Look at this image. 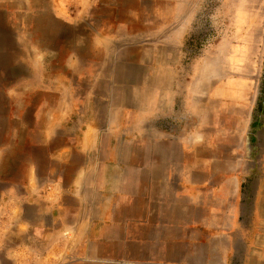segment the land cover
Masks as SVG:
<instances>
[{
  "label": "crops",
  "instance_id": "obj_1",
  "mask_svg": "<svg viewBox=\"0 0 264 264\" xmlns=\"http://www.w3.org/2000/svg\"><path fill=\"white\" fill-rule=\"evenodd\" d=\"M100 1L0 0V178L19 169L0 190V244L23 237L14 264H264L260 69L195 84L186 128L109 133L122 108L91 112L75 82L86 51L114 43L92 24Z\"/></svg>",
  "mask_w": 264,
  "mask_h": 264
},
{
  "label": "rangeland",
  "instance_id": "obj_2",
  "mask_svg": "<svg viewBox=\"0 0 264 264\" xmlns=\"http://www.w3.org/2000/svg\"><path fill=\"white\" fill-rule=\"evenodd\" d=\"M91 21L113 34L114 43L107 54L86 51L91 73L75 81L76 89L88 110L101 107L102 118L116 114L117 105L122 108L118 116L124 122L109 123V133L142 136L149 129L178 131L194 124L201 108H195L190 90L197 83H221L210 74L222 68L243 69L256 79L260 69L256 123L264 127V28H258L264 23V0H103ZM250 37L252 44L246 41ZM169 99L175 110L165 117ZM5 100L0 97V123ZM117 140L126 148V138ZM18 171L0 178V190ZM29 214L35 216L34 207ZM4 224L1 220L0 229ZM22 239L15 235L0 244V264H14Z\"/></svg>",
  "mask_w": 264,
  "mask_h": 264
}]
</instances>
